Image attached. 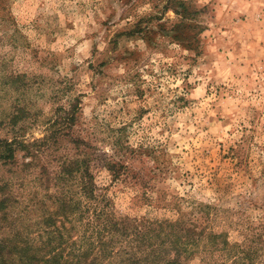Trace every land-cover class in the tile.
I'll list each match as a JSON object with an SVG mask.
<instances>
[{"label": "rangeland", "instance_id": "obj_1", "mask_svg": "<svg viewBox=\"0 0 264 264\" xmlns=\"http://www.w3.org/2000/svg\"><path fill=\"white\" fill-rule=\"evenodd\" d=\"M71 104L70 131L98 156L133 153L130 176L93 170L116 218L181 220L253 250L241 264H264V0H0V140L47 135ZM69 139L40 158L62 161ZM25 154L0 160V239L13 246L43 241L37 220L58 208L56 187L36 183L40 160ZM92 215H53L66 252L90 238L96 264H119V244L85 231ZM207 241L180 264H233L205 252Z\"/></svg>", "mask_w": 264, "mask_h": 264}, {"label": "trees", "instance_id": "obj_2", "mask_svg": "<svg viewBox=\"0 0 264 264\" xmlns=\"http://www.w3.org/2000/svg\"><path fill=\"white\" fill-rule=\"evenodd\" d=\"M75 112V105L71 104L70 108L63 112V116H59L60 118L51 123L47 135L29 144H24L23 141H17V139L11 141L0 140V160L5 162L4 164L13 161L15 159L14 153L18 150H23L26 157L40 160V168L36 173V183L40 187H50V184H52L58 192L53 195V201L58 205L57 211L53 215L61 214L64 219H68L70 215H74L76 212L83 214L84 212L88 213L90 210L93 215L91 219H87L85 231L92 230L90 232L91 236L92 233H95L99 240L104 235H108L109 242H104L106 245L119 244V251H117V256H121L119 264H180V256L190 252L198 244V240L207 234L208 241L204 247L205 252L213 254L219 251L222 253L219 254V257L224 261L233 259V264L234 260H236L235 264H241L240 261L246 258L251 259L249 254L250 252L253 253V250L245 251L240 250L235 245H225L224 240L218 235L203 230L197 231L195 226L183 227L181 220L176 222L164 221L161 224L156 221L150 223L143 221V224L139 226L134 222L135 220L126 223L125 219L116 218L113 209L109 207L110 202L106 193L101 194L94 182L93 170L95 163H101V166L108 171L112 180L117 181L121 176L129 173L130 169L126 162L133 153H131V156L123 153L122 156L116 157V152L110 156H98L88 140L82 135L70 131L75 126ZM64 125L66 126L65 130L68 129V134H57L51 131L58 129L63 132ZM69 135L73 136L72 140L69 139L73 153L62 157V161H60V157L58 159L56 157L51 158V154H49L50 158L47 162L40 158L51 147L62 145V140ZM114 146L123 148V144L119 140L114 142ZM130 151L133 150L130 149ZM53 162H57V165L55 168L50 169ZM32 163V161H29L27 165L34 167ZM128 175L130 176V174ZM70 184L74 185L73 189L69 187ZM5 187L9 192L8 186ZM5 202V200H1L0 208ZM53 215L51 213L43 219L37 220L38 228L42 225L46 227V237L43 241L40 240L39 244L23 239L20 240L21 245L13 246L7 243L6 240L0 239V264H7L15 255L18 264H96L99 261L98 255L96 253L93 255L94 251L90 252V246L93 245L90 238L88 239L91 245L87 249L81 250L78 248L75 250L72 248L66 252L65 245L67 242L64 232H61V227L57 226ZM3 216L4 218L9 217V213L4 211ZM20 231H23L22 234L24 233V229ZM84 238L87 241V236H84ZM169 249L175 253L172 259L167 256ZM256 249H258V245H256ZM91 255L93 256L91 257ZM211 264L218 263L213 261Z\"/></svg>", "mask_w": 264, "mask_h": 264}]
</instances>
